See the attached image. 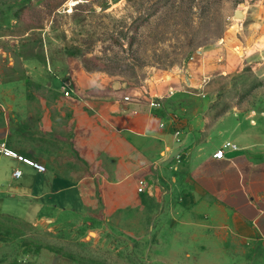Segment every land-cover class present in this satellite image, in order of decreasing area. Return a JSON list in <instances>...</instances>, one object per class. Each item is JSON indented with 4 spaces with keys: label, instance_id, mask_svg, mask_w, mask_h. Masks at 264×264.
Listing matches in <instances>:
<instances>
[{
    "label": "crops",
    "instance_id": "0c3cea01",
    "mask_svg": "<svg viewBox=\"0 0 264 264\" xmlns=\"http://www.w3.org/2000/svg\"><path fill=\"white\" fill-rule=\"evenodd\" d=\"M260 14L251 44L257 48L264 47V9ZM59 71L29 125L6 100L9 84L0 78V143L46 167L39 171L0 154V193L9 192L23 215L85 209L87 190H99L106 208L126 207L128 216L157 203L153 219L176 249L219 241L221 253L234 256L232 264H264L263 112L227 110L212 118L192 103L198 94L192 86L163 81L145 95L130 81L72 58ZM153 95L162 98L160 107L150 104ZM226 142L237 148L215 157ZM16 168L20 178L13 176ZM140 178L147 181L143 192ZM218 247H208L207 255L214 259Z\"/></svg>",
    "mask_w": 264,
    "mask_h": 264
},
{
    "label": "rangeland",
    "instance_id": "374dc122",
    "mask_svg": "<svg viewBox=\"0 0 264 264\" xmlns=\"http://www.w3.org/2000/svg\"><path fill=\"white\" fill-rule=\"evenodd\" d=\"M239 8L248 16L236 17ZM262 9L264 0H0L5 98L29 125L30 112L49 96L48 83L72 58L145 95L163 81L192 86L198 92L192 103L212 118L227 110L264 113V47L251 45ZM9 194L0 193V264H232L234 258L221 253L222 242L207 239L176 249L153 219L155 202L128 216L126 207L111 211L99 190H87L85 209L47 217L23 215ZM208 247H218L214 259Z\"/></svg>",
    "mask_w": 264,
    "mask_h": 264
},
{
    "label": "built area",
    "instance_id": "2783aa9c",
    "mask_svg": "<svg viewBox=\"0 0 264 264\" xmlns=\"http://www.w3.org/2000/svg\"><path fill=\"white\" fill-rule=\"evenodd\" d=\"M65 94L69 95L70 91H65ZM125 99L130 100V96H126ZM161 99H162L161 97L153 95L151 97L150 104L153 107H160L161 103H162ZM176 133L179 134L180 131L178 130ZM228 147H232V148L236 149L237 145L235 143H232V142H226L225 144H223V146H221L215 152L214 156L218 157V158H224L225 157V148H228ZM0 154L4 155V156L15 158L19 161H22V162L38 169L39 171H45L46 170V167L44 165L33 160L30 157L24 156L23 154H21L20 152H18L14 148L10 147L6 142L0 143ZM178 158L181 160V157L179 154H178ZM13 176L15 178H20L22 176V170L19 168L14 169L13 170ZM146 187H147V181L145 179H140L138 182V191L143 192L146 190Z\"/></svg>",
    "mask_w": 264,
    "mask_h": 264
},
{
    "label": "water",
    "instance_id": "95a60500",
    "mask_svg": "<svg viewBox=\"0 0 264 264\" xmlns=\"http://www.w3.org/2000/svg\"><path fill=\"white\" fill-rule=\"evenodd\" d=\"M234 15L236 16V17H241V18H244L245 17V12H244V10H242V9H237L235 12H234Z\"/></svg>",
    "mask_w": 264,
    "mask_h": 264
}]
</instances>
